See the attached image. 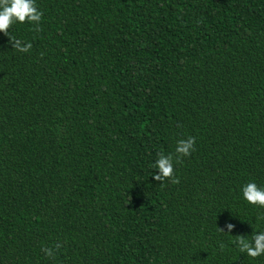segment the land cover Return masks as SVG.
<instances>
[{
    "label": "trees",
    "instance_id": "16d2710c",
    "mask_svg": "<svg viewBox=\"0 0 264 264\" xmlns=\"http://www.w3.org/2000/svg\"><path fill=\"white\" fill-rule=\"evenodd\" d=\"M35 4L0 32V264H264L233 243L264 231V0Z\"/></svg>",
    "mask_w": 264,
    "mask_h": 264
},
{
    "label": "clouds",
    "instance_id": "9594fccd",
    "mask_svg": "<svg viewBox=\"0 0 264 264\" xmlns=\"http://www.w3.org/2000/svg\"><path fill=\"white\" fill-rule=\"evenodd\" d=\"M42 15L43 13L36 7L35 0H0V32L10 35L8 30L13 23L17 21L24 23L27 21L37 24L41 20ZM10 41L14 50L19 52H29L32 48L30 42L22 43L21 40L13 36H10ZM194 150V137L189 136L186 140H178L175 149L176 162H181L182 157L190 156ZM154 167L158 169V173L153 176L155 181L163 182L165 179H169L173 184L179 183V178L174 176L172 154H158ZM241 191L246 202L254 206L264 207V188L259 187L254 182H248L242 187ZM227 228L230 232L233 225L228 224ZM233 243L241 253H246L251 258L264 255V231L254 232L250 237L236 236ZM59 247L61 245L57 244L56 248L59 249ZM223 247V244H221V248ZM41 250L48 257L54 255L51 248L43 247Z\"/></svg>",
    "mask_w": 264,
    "mask_h": 264
}]
</instances>
